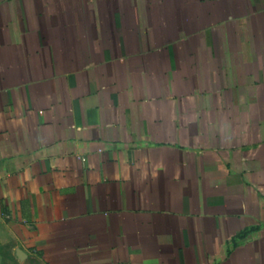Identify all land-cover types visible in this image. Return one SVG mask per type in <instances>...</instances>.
I'll return each mask as SVG.
<instances>
[{
  "label": "crops",
  "instance_id": "obj_1",
  "mask_svg": "<svg viewBox=\"0 0 264 264\" xmlns=\"http://www.w3.org/2000/svg\"><path fill=\"white\" fill-rule=\"evenodd\" d=\"M0 264H264V0H0Z\"/></svg>",
  "mask_w": 264,
  "mask_h": 264
}]
</instances>
